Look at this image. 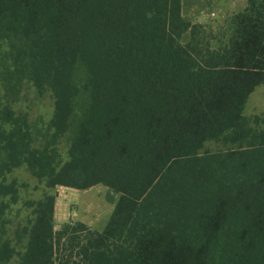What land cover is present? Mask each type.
I'll return each instance as SVG.
<instances>
[{
    "label": "trees",
    "instance_id": "trees-1",
    "mask_svg": "<svg viewBox=\"0 0 264 264\" xmlns=\"http://www.w3.org/2000/svg\"><path fill=\"white\" fill-rule=\"evenodd\" d=\"M26 74L54 97L38 146L12 106ZM261 84L264 0L218 33L184 0H0V196L18 202L22 164L48 190L17 242L1 204L0 264H264ZM97 184L119 194L104 229L56 230L53 190Z\"/></svg>",
    "mask_w": 264,
    "mask_h": 264
},
{
    "label": "rangeland",
    "instance_id": "rangeland-1",
    "mask_svg": "<svg viewBox=\"0 0 264 264\" xmlns=\"http://www.w3.org/2000/svg\"><path fill=\"white\" fill-rule=\"evenodd\" d=\"M247 2L243 5L241 0H184V15L192 22H202L209 24L216 29V33L222 31L227 25V20L231 14L243 10ZM188 40V35L184 38ZM18 93L13 96L12 106L19 114H25L31 124L35 145L45 143L50 140L52 130L48 129L49 121L54 112V97L51 91L40 92L31 77L26 74L18 84ZM245 115L251 121L256 117H264V84L257 86L249 97L245 107ZM69 146V134L61 136L55 141L54 147L64 159ZM229 148L223 141H209L205 144L202 152L220 151ZM16 178L20 184V199L13 202L10 196H0V206L3 201L9 204L5 218L8 220V236L17 242L24 225L32 219V208L27 206V202L35 201L44 195L45 182L40 181L25 165L22 164L8 175L7 180ZM57 196L68 194L72 201L67 204V212L71 213V223L82 221L92 230L102 231L112 214L119 194L104 184H97L88 189H76L72 187L57 186L54 190ZM62 226L55 225L58 230ZM26 238H22L24 242ZM19 247V245H17Z\"/></svg>",
    "mask_w": 264,
    "mask_h": 264
},
{
    "label": "crops",
    "instance_id": "crops-1",
    "mask_svg": "<svg viewBox=\"0 0 264 264\" xmlns=\"http://www.w3.org/2000/svg\"><path fill=\"white\" fill-rule=\"evenodd\" d=\"M230 2L233 1L236 2L237 0H229ZM244 1L247 2V0H241V3L243 5ZM237 13V10L233 12L232 14ZM231 14V15H232ZM202 23V22H198ZM69 201H72L71 197L68 196V194L57 196L56 204H55V225L63 224L66 222H69L71 218V213L67 212V204Z\"/></svg>",
    "mask_w": 264,
    "mask_h": 264
}]
</instances>
